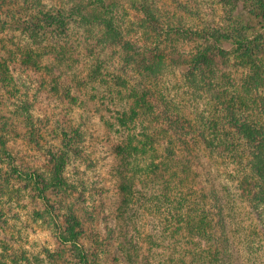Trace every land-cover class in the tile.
<instances>
[{
  "label": "trees",
  "instance_id": "16d2710c",
  "mask_svg": "<svg viewBox=\"0 0 264 264\" xmlns=\"http://www.w3.org/2000/svg\"><path fill=\"white\" fill-rule=\"evenodd\" d=\"M128 1L141 14L140 38L132 37L130 25L125 27L110 11L113 0H0V32L9 33L14 41L26 39L20 44L24 51L11 56L24 64L36 55L32 43L38 42L45 55L49 51L57 84L68 76L70 62L79 60L73 57L79 56L81 47L86 54L81 61L84 74L92 65L90 56L96 55L105 68L117 64L125 83L118 91L121 106L114 109L115 132L122 137L115 149L123 160L119 186L125 196L120 209L126 212L142 198L143 190L137 188L142 183L149 195L144 208L160 218L149 229L157 233L146 236L175 252L174 264H240L216 171L224 163H237L234 170L240 172L242 195L264 234V0H218L222 17L200 27L167 23L160 0ZM242 10L246 15L241 18ZM173 33L185 45L183 51L164 47L163 37ZM99 65L95 74L105 80V68ZM245 65L251 69L250 81L236 86L232 71ZM171 66L188 67L187 84L195 93L201 91V98L185 103L173 96L161 83ZM66 91L71 96L70 89ZM250 92H255L254 99L246 96ZM81 96L77 92L71 98L81 105L85 101ZM9 106H0V170L7 160L12 166L5 184L26 179L30 184L24 186L38 192L44 204L54 190L63 195L60 205L36 212L55 218L68 264H129L130 255L116 243L113 215L105 207L98 212L97 204L89 206L85 184L79 189L81 180L71 181L66 174L72 157L83 151L86 118L54 112L50 121L55 136L50 140L45 126L50 117L38 115L34 101L18 98ZM11 134L44 154L47 171L19 163L10 150ZM99 218L107 221L105 229ZM0 264H23L16 257L10 259L2 241Z\"/></svg>",
  "mask_w": 264,
  "mask_h": 264
},
{
  "label": "rangeland",
  "instance_id": "374dc122",
  "mask_svg": "<svg viewBox=\"0 0 264 264\" xmlns=\"http://www.w3.org/2000/svg\"><path fill=\"white\" fill-rule=\"evenodd\" d=\"M113 1H116L113 4L114 10L110 11L117 15L125 27L130 25L132 37L140 38L144 33L138 24L141 14L134 10L128 0ZM160 2L165 14L168 15L167 23L173 26L180 21L187 27L205 26L206 21L219 20L223 15L222 5L218 0H184V3L179 4L173 0H160ZM240 14L242 18L246 15V11L242 10ZM181 15L183 17L180 19ZM11 37L5 31L0 32V73L3 74L0 83V106L10 107L12 101L18 98L34 101L33 108L38 115L44 118L50 117L45 123L47 137L50 140L55 136L54 123L50 121L51 117L54 119V112L59 111L60 115L71 114V116L85 117L86 134L83 140V151L80 155L72 157L66 174L71 181L81 180L78 184L79 189H84L85 184L84 191H87L88 198L86 203L89 206L97 204L98 212L105 207L108 213L113 215L110 222L116 221V243L121 246L123 252L125 251V255L135 257L133 259L129 257V264H159L160 262L174 264L171 257L178 255L168 250L166 246L151 242L146 236L156 231H149V229H153L157 220L160 219L159 215L144 208L143 204L149 197L145 194L148 187L142 183L138 184L137 188L143 190L142 198L133 203L126 212L120 209L125 196L119 186L120 166L123 160L115 153V149L116 143L121 141L122 137L115 132L114 123L117 114L114 109L121 106L120 101L123 97L118 91L121 90L119 87L125 83L120 77L119 66L112 62L105 68L104 64H100L102 63L100 60L96 62V55H94L88 58L92 65L86 67L84 74L81 61L86 58V54L85 48L81 47L79 56L73 57L79 60L70 62L71 67L66 69L68 76H64L65 78L57 84L54 80V57L48 55L49 51L45 55L42 47L37 45L38 42L32 43L34 44L33 52L36 55L24 64L20 62L21 58L11 56L15 51H24L23 45L21 47L20 44L26 39L14 37L16 39L14 41ZM178 37L175 33L164 36L162 39L164 47L169 45L183 51L185 45L178 42ZM226 45L231 46L229 43ZM106 54L108 58H113L110 51ZM98 65L105 68L103 70L104 75H107L105 80H101L102 77L95 74ZM169 69L161 83H165L164 86H167L175 98L183 99L185 103H189L193 98H201V91L195 93L187 84L189 82L186 77L188 67L173 68L171 66ZM250 70L247 65L239 66L238 69L234 68L230 76L232 82L237 86L245 80L250 81ZM94 74L96 76H93ZM54 86H57L58 93L54 92ZM67 89H70L71 96L77 92L80 93L85 101L80 105L78 100L67 96L68 91L65 92ZM238 95H242L241 90ZM246 96L254 99L256 95L255 92H250ZM80 108L84 110L81 111ZM186 111L191 109L187 108ZM8 137L10 150L17 155L19 163L37 164L36 167L39 170L45 168L44 154L37 152L21 137L16 138L13 134ZM225 164L216 171V180L227 201L229 221L238 245L240 264H264V234L249 200L242 195V187L238 181L240 172L234 170L237 163ZM3 168V171L0 170V178H2L0 180V241L8 247L10 259L13 260L16 257L23 264H68L66 261L69 254L64 253L65 247L61 245L58 238L55 218L53 220L49 214L41 216L36 212L38 209L45 212L43 210L46 207L51 208L52 204L60 205L63 195L57 194L54 190L50 196V202L44 204L37 196L38 192L36 194L32 189L26 188L30 184L26 179H23L21 184H12L14 181L5 184L7 170L12 168L9 160ZM45 170L47 171L46 168ZM10 175H13V172ZM65 195L68 196V194ZM98 222L100 227L105 229L107 221L99 218ZM121 261L125 262V258Z\"/></svg>",
  "mask_w": 264,
  "mask_h": 264
}]
</instances>
